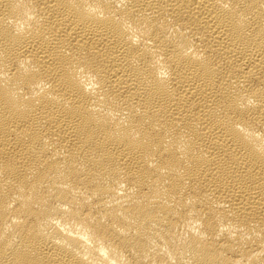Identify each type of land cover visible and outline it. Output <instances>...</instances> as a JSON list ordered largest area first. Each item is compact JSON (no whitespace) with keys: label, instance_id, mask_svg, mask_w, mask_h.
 Wrapping results in <instances>:
<instances>
[{"label":"bare ground","instance_id":"obj_1","mask_svg":"<svg viewBox=\"0 0 264 264\" xmlns=\"http://www.w3.org/2000/svg\"><path fill=\"white\" fill-rule=\"evenodd\" d=\"M0 264H264V0H0Z\"/></svg>","mask_w":264,"mask_h":264}]
</instances>
